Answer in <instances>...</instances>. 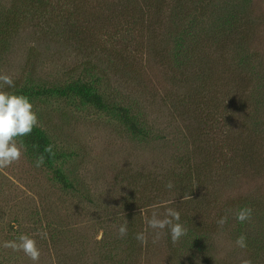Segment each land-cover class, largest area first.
Here are the masks:
<instances>
[{
    "label": "rangeland",
    "instance_id": "rangeland-1",
    "mask_svg": "<svg viewBox=\"0 0 264 264\" xmlns=\"http://www.w3.org/2000/svg\"><path fill=\"white\" fill-rule=\"evenodd\" d=\"M8 1L11 0H0V21L13 6ZM55 1L54 8H49L52 12L39 15L40 20H25L0 56V74L10 75L18 87L25 85L26 92L46 91V95L36 96L30 102L39 121L35 128L48 137L55 152L53 161L37 168V158L29 154L27 146L17 137V145L23 144L21 159L0 169V264H33L22 251L3 247L5 241H18L21 235L36 240L41 252L38 264H241L251 260V253L247 254L250 242L247 241L246 248L236 246L240 235L227 227L221 230L217 220L225 215L219 209L228 200L249 193L256 182L264 185V176L255 182L243 168L224 178L220 173L229 157L239 164L234 149L237 144L227 145L228 129L233 133L244 130L243 134L248 133L252 139L262 138L260 146L264 151V0H250L249 4L252 13H259L263 19L258 24L261 27L257 40L245 48L235 45L224 56L222 66L212 69L216 63L207 61L213 64L205 70L207 77L201 90L206 92L198 101L191 100L189 94L194 95L192 92L198 87L193 79L200 69L195 66L199 58L177 65L173 49L170 50L179 16L170 21L166 18L160 26L163 29L153 31L137 26L125 28V24L115 30L88 25V34L92 35L84 48L62 41L56 26L52 27L51 31L55 30L52 34L42 30L41 24L46 25L47 18L58 12L55 4L71 3ZM104 1L117 0H81L80 4L93 11L103 8ZM104 49L110 52L104 53ZM240 50H244L242 54ZM209 56L211 59L215 55ZM121 68L128 71H120ZM215 69L218 74L213 73ZM75 79L79 82L96 79L94 90L104 102L111 107L123 106L134 114L151 137L132 135L117 111L85 103L73 94H57ZM11 89L0 84L2 91L9 93ZM181 92L188 94L182 109L187 112L179 116L174 103L182 99ZM242 98L249 108L246 127L241 125L238 114L213 116L203 106L207 101L220 100L225 111ZM204 119L213 124L212 129L207 131ZM192 132L203 138L200 145L205 144L209 154L217 158L208 160L212 174L204 183L210 203L207 214L191 215L186 200L177 203L175 193L167 190L164 194L157 193L153 180L161 175L169 180L182 173L178 157L194 144ZM55 170L63 176L61 181ZM258 170L261 172V168ZM199 190L197 198L203 199L205 191ZM154 200L158 202L155 207L141 211L147 215V221L153 211L164 219L166 210L173 208L180 212L179 222L187 234L173 244L169 228L153 230L145 222L141 230L139 226L131 230L133 235L144 232L146 245L136 238L132 242L122 241L118 229L130 219L124 217L120 206L123 203L150 206ZM188 216L206 225L199 236L188 229ZM228 219L232 226L237 225L234 219ZM255 229L253 226L244 233L251 239L259 237ZM155 231H162L157 244L152 243ZM98 236L101 238L97 239ZM116 241L121 244L115 248ZM127 244L135 247L140 244L141 250L134 256L129 249L133 246L126 248Z\"/></svg>",
    "mask_w": 264,
    "mask_h": 264
},
{
    "label": "trees",
    "instance_id": "trees-1",
    "mask_svg": "<svg viewBox=\"0 0 264 264\" xmlns=\"http://www.w3.org/2000/svg\"><path fill=\"white\" fill-rule=\"evenodd\" d=\"M11 2L13 5L12 8L7 15L4 16V19L0 21V56L8 49L10 38L14 33H17V28H19L25 20L27 21L29 18L40 20L39 15L44 16L47 11H51L49 8H54L52 7V3L56 1H8L9 4ZM69 2L71 3H67V6L55 4V6L59 7L58 12H55L49 19L47 18V23H45L46 21L44 22L46 25H43V23L41 24V26H43L42 30H44L45 33L52 34V31L55 32V30L51 31V29L53 26H56V33H60L59 36L62 41L65 40V43L71 41L73 44L83 46L84 48H87V44L92 35L89 36L88 34V25L98 24V28H114L115 30L120 29V26L125 24V28L133 29L137 26L141 30L145 28L146 30L153 31L157 29L162 30L163 28L161 27L166 18L167 21H170L173 20L172 18L175 16H179L178 20L180 23L177 24V29L174 31V42L170 50L173 49V59L176 60L177 65H183L186 60L199 58L198 60L200 61L199 63L197 62L195 66H198L200 69L199 72L196 71V75L193 79V84L198 87L193 90L192 93H194V95L190 96L189 94L191 100L196 99L197 101L206 92V89L201 90V87H204L201 86V84L207 77L205 70L210 69L213 63L216 64H213L212 69L216 65H224L226 61V57L224 56L227 52L229 53V50L234 48L235 45L245 48L249 46L250 42L257 40V31L261 27L258 26V24L260 25V22L263 20L258 16L259 13H252L253 10L249 8L250 0H117L113 2L104 1L102 4L103 8L97 7V9L93 11H88L86 7H83V5L80 4L81 0H69ZM209 4L212 5L209 6ZM63 6L64 9H62ZM55 9L57 8L55 7ZM113 11L115 15H112ZM195 12L197 13L196 18L194 16ZM186 18H190L191 21L189 22ZM185 19L187 21L186 23ZM48 20L52 22L49 24ZM197 23L201 24L203 27L197 25ZM44 26L47 27L44 28ZM163 50L164 49H161L160 51ZM240 51L242 54L244 50ZM103 52L109 53L110 51L104 49ZM212 53L215 56L210 59L211 56H209V54ZM204 55L206 56L205 58ZM211 60H213V63L207 62ZM125 66L129 67V64L125 62ZM216 69L213 73L218 74ZM120 71H128V68H121ZM95 81L96 79H91L88 82H79L78 79H75L67 84L66 87L57 91V94H73L78 96L81 101L85 103L93 104L101 109L117 111L120 120L132 135L137 137H151L150 132L145 131L144 127L137 122L134 114L129 113L123 106L111 107L104 102L102 96L94 90ZM15 86L16 87L11 89L9 93L25 95L30 101H33L36 96L42 97V94L46 95L44 89L37 92H26L27 88L25 85L18 87L17 84ZM243 87L245 89V86ZM180 95L182 99L174 103V108L178 109V115L182 116V114L187 112L182 109L184 108V99H186L188 94L187 92H181ZM202 101H204V98H202ZM244 103L245 100L242 98L237 105H234L232 108L228 107L223 111L225 107L222 106L220 100L216 102L207 101L206 104H203L205 107L203 108L205 111L208 110L210 113H213V116L218 115L219 117H225V115H227L229 117H235V115L238 114L239 117H241V125L246 127V124L249 123L250 116L248 115L249 108L244 105ZM209 112H207V114H209ZM216 120L214 121L215 123H217ZM200 121L201 119L198 120V122ZM208 122L204 119V124L207 125V131L212 129L213 126L212 123L209 124ZM199 126L202 128L203 124L199 123ZM224 131L226 132V130ZM243 133L244 130L233 133L228 129L226 138L229 140L227 145L232 147V144H237L234 149L238 152L239 164L235 163L233 159L229 157L227 161L223 162L220 173L224 178L228 174L234 175L236 171L243 168V171L248 172L249 178L256 182V179L260 178V176H264V151L260 146L262 145V138L252 139L248 137V133ZM20 138L27 146L31 156L37 158L39 155L43 154L45 163L53 161V156L44 151L45 146L50 145V141L39 128L34 127L30 135ZM190 138L195 140L194 144L191 145V149L188 148L189 150L182 152L183 154H181V157H178V165L183 169L182 173L177 176L173 173L172 175L175 177L172 176L174 178H170L169 180L164 179L163 175L158 178L155 177V179L153 178L157 186V188L155 186V189L157 193L159 191V194H164L166 190L175 193L177 203L181 200H186V202L189 203V207H191V215L193 212H204L207 214L206 210L210 203L207 199L209 198V193L206 192L204 183L206 180L210 179V174H212L208 160L217 158H213L209 154L210 151L205 148V144L200 145V140L203 138H199V134L197 135L192 132ZM255 143H259V145ZM34 145L38 147H34ZM258 168H261V172H259ZM54 173L60 181L63 179V176L57 170H55ZM169 181L173 184L171 189L166 187ZM201 188L205 193L201 195L203 199H198L196 194H198ZM157 203L158 202L154 200L150 201L148 204H151L150 206L138 203H123L120 206L123 210L122 214H124V217L127 218L129 216L130 219V222L126 224L128 229L127 235L121 238L122 241L132 242L133 239H135L136 234L133 235V230H131V228L135 226L137 229L139 226L141 230L148 219L147 215L141 211L148 207L151 209L155 207ZM225 204L224 208L222 209L221 207L219 210H221L222 213L225 211L228 218L234 219L237 225L232 226L228 219L221 230L227 227L228 230H232L231 232L233 234L236 232L239 235H246L244 233L245 230H251V228L255 226V231L258 232L259 237L251 239L250 236L246 235L247 241L250 242L248 247H251V250L247 254L251 253L252 264H257L258 261H260V264H264V185L261 183L257 184L256 182L253 184L249 193L247 192L244 195L240 194V196L231 198ZM244 207H251L252 218L250 221L241 223L235 219V214ZM198 220L199 219L196 220L193 217L191 218V216H188L186 219L188 229L191 232H195L197 236L206 228V225L200 224L197 222ZM199 221L204 223L202 220ZM253 223L254 225H252ZM119 244L121 243L116 241L115 248L118 247ZM129 246L133 245L127 244L126 248ZM129 249L132 255L135 256L136 252L141 250V245L139 244ZM112 264L122 263L116 262Z\"/></svg>",
    "mask_w": 264,
    "mask_h": 264
},
{
    "label": "clouds",
    "instance_id": "clouds-1",
    "mask_svg": "<svg viewBox=\"0 0 264 264\" xmlns=\"http://www.w3.org/2000/svg\"><path fill=\"white\" fill-rule=\"evenodd\" d=\"M0 84L8 87H15L13 78L8 74H0ZM39 123L36 112L33 111V105L25 95L11 94L0 90V169L7 168L15 162H19L23 152V144L17 145V137L30 135L33 128ZM34 147H38L35 146ZM44 151L54 156L53 145H47ZM45 162L43 154L39 155L35 161V167L40 168ZM166 187L171 189L173 184L169 181ZM231 211V210H228ZM252 218L251 207H244L235 214V219L241 223L250 221ZM180 212L173 208H168L164 219H159L156 211H153L152 218L147 221L149 228L153 230H163L169 228L173 244L177 243L182 236L187 234V229L179 222ZM228 221V215L225 214L217 220L219 227ZM127 225L123 224L118 229V235L123 238L127 235ZM162 231H155L152 237V243L157 244L161 238ZM101 237L98 236L97 239ZM135 238L146 245L148 240L144 232L136 234ZM235 245L240 248L247 247V237L241 234L237 237ZM4 248H10L13 251H22L33 264H38L40 259V249L37 247L36 240L27 235H21L18 241H5ZM242 264H252L251 260H244Z\"/></svg>",
    "mask_w": 264,
    "mask_h": 264
}]
</instances>
